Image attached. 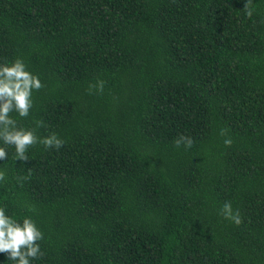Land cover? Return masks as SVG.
Here are the masks:
<instances>
[{"label":"trees","instance_id":"trees-1","mask_svg":"<svg viewBox=\"0 0 264 264\" xmlns=\"http://www.w3.org/2000/svg\"><path fill=\"white\" fill-rule=\"evenodd\" d=\"M244 2L0 0V61L43 85L18 125L64 141L0 160L33 264H264V0Z\"/></svg>","mask_w":264,"mask_h":264},{"label":"clouds","instance_id":"clouds-1","mask_svg":"<svg viewBox=\"0 0 264 264\" xmlns=\"http://www.w3.org/2000/svg\"><path fill=\"white\" fill-rule=\"evenodd\" d=\"M252 0H245L243 9L245 16H251L254 9L250 7ZM38 75L30 72L19 58L0 61V160L8 156V146L13 149V160H27L26 154L29 146L42 144L45 148H60L64 143L55 132L38 137L34 128L19 126L15 117H28L33 107V92L42 87ZM104 82L97 80L89 85L97 92L103 90ZM41 121L36 120V127ZM223 134V130H221ZM225 145L232 143L231 138L225 137ZM195 146V141L188 137H181L175 144L176 149L189 152ZM5 180V172L0 170V183ZM220 215L226 220L239 225L241 216L239 209H233L231 202L225 201L220 208ZM43 233L30 215L15 218L10 214L8 206L0 202V253L6 254L11 264H33V261L43 256L39 241ZM4 264V262H0Z\"/></svg>","mask_w":264,"mask_h":264}]
</instances>
